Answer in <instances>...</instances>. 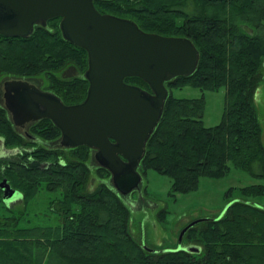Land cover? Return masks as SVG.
Listing matches in <instances>:
<instances>
[{
  "label": "trees",
  "instance_id": "obj_1",
  "mask_svg": "<svg viewBox=\"0 0 264 264\" xmlns=\"http://www.w3.org/2000/svg\"><path fill=\"white\" fill-rule=\"evenodd\" d=\"M94 2L100 12L133 19L144 31L188 37L200 52L194 73L166 82L164 112L139 168L169 175L173 193L197 190L201 177L221 178L232 165L264 180L263 125L255 105L264 79V0ZM60 21L57 17L39 23L26 37L0 35V75L28 80L47 74L51 91L66 104H75L86 98L88 79L85 74L65 78L58 73L69 65L85 73L88 52L63 36ZM126 81L151 91L140 77ZM187 85L226 87L219 124H204V97L172 94L174 87ZM33 122L34 133L26 136L0 103L1 145L13 151L5 154L21 156L8 161L0 157V182L7 179L27 201L42 189L62 191L52 209L63 218L57 225L22 226L23 216L4 201L0 187V264H264V205L255 199L264 194V184L243 188L223 215L190 228L202 243L199 252L146 251L130 233V211L116 186L101 181L89 189L91 147L61 146V130L52 120ZM98 171L111 175L101 164ZM1 205L8 216L1 214Z\"/></svg>",
  "mask_w": 264,
  "mask_h": 264
},
{
  "label": "water",
  "instance_id": "obj_2",
  "mask_svg": "<svg viewBox=\"0 0 264 264\" xmlns=\"http://www.w3.org/2000/svg\"><path fill=\"white\" fill-rule=\"evenodd\" d=\"M94 1L0 0V35L26 37L40 22L60 17L63 36L88 52L89 88L82 102L66 104L53 91L16 78L4 82V102L15 126L48 118L61 130V146L96 149L118 191L128 195L142 180L138 168L164 112L166 82L194 73L200 52L188 37L144 31L133 19L100 12ZM131 76L151 91L127 82ZM0 187L8 205L20 195L7 179ZM196 222L183 229L180 242Z\"/></svg>",
  "mask_w": 264,
  "mask_h": 264
},
{
  "label": "rangeland",
  "instance_id": "obj_3",
  "mask_svg": "<svg viewBox=\"0 0 264 264\" xmlns=\"http://www.w3.org/2000/svg\"><path fill=\"white\" fill-rule=\"evenodd\" d=\"M80 74L84 75L85 73L80 72L77 66L69 65L58 73V76L72 78ZM8 79H13V75H0L1 104H4V82ZM28 80L41 89L51 91V81L47 74L29 77ZM226 92V87L218 90H204L187 85L172 89V94L177 97L205 98L206 108L203 120L206 126H215L222 121L227 101ZM255 105L263 125L264 141V79L256 92ZM34 124V122H30L19 127L20 132L26 136L27 133H34L32 130ZM60 138L58 142H60ZM95 152L96 149L91 148L89 189L97 188L101 181H105L113 187L112 174L107 176L104 172L98 171L100 163L95 157ZM66 153L70 155V151ZM0 157L5 161L21 160L19 155L5 154V148L1 145V141ZM140 171L142 180L139 185L128 195L119 194L130 211L128 223L130 233L146 251L151 252H162L166 249L182 248L183 246H201L202 243L192 237L191 227L196 225L201 227L202 222L207 218L223 215L229 201L239 194L241 195L243 188L264 184L263 179L254 177L247 170L232 165L229 173L221 178L201 177L197 190L173 193L172 178L169 175L162 174L154 168H147L145 172L141 167ZM60 196H62V191L51 192L42 189L29 201L23 196L12 200L10 207L14 208L17 216H23L22 226H32L34 222L57 225L61 224L63 216L55 213L52 205ZM255 199L264 205V194L256 196ZM1 206V214L8 216L10 213L5 206ZM195 220L197 222L184 233L180 242L183 229Z\"/></svg>",
  "mask_w": 264,
  "mask_h": 264
},
{
  "label": "flooded vegetation",
  "instance_id": "obj_4",
  "mask_svg": "<svg viewBox=\"0 0 264 264\" xmlns=\"http://www.w3.org/2000/svg\"><path fill=\"white\" fill-rule=\"evenodd\" d=\"M41 23V22H40ZM42 24V23H41ZM36 26V25H35ZM5 103V102H4Z\"/></svg>",
  "mask_w": 264,
  "mask_h": 264
}]
</instances>
